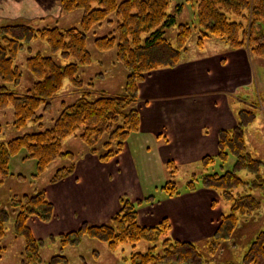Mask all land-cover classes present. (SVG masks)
<instances>
[{"label":"trees","instance_id":"obj_1","mask_svg":"<svg viewBox=\"0 0 264 264\" xmlns=\"http://www.w3.org/2000/svg\"><path fill=\"white\" fill-rule=\"evenodd\" d=\"M58 3L60 13L81 11L79 26H40L34 21L0 25V112L11 108L12 125L16 129L28 123L40 128L0 142V187L7 178L24 180V176L10 172L11 159L22 151L25 152L22 161H35L34 177L59 159L68 164L56 169L49 184L71 176L75 170V156L71 151H62V142L70 137L79 140L100 162L106 163L119 156L128 137L139 130L136 107L139 84L153 71L177 66L193 34L198 48H202L207 39H216L226 43L229 49L247 48L251 54L264 58V0H194L191 2L195 6L192 23L176 21L175 15L168 11L172 0H58ZM181 6L176 4L173 9L177 11ZM103 23L114 25V28L107 35L95 38L94 47L102 53L115 51V60L126 72L122 94L113 96L102 92L94 99L82 95L71 104L61 102V110L52 119L51 126L41 129L45 116L52 113L51 100L61 90L63 81L69 79L78 86L79 68L93 63L86 47L87 36L93 27ZM171 29L175 30L173 41L167 36ZM31 40L44 42L50 55L35 53L25 59L34 82L27 90L19 91L22 72L16 60L24 44ZM56 54L69 62L58 64L54 60ZM241 128L240 124L220 133L217 158L225 160L228 153L233 154L238 169L247 171L246 178L236 171L204 176L205 186L228 201L230 210L227 215H220L215 234L203 240L201 246L198 242L174 239L166 218L152 226L141 225L138 206L124 199L120 200L119 212L107 223H84L76 230L58 235L60 250L77 246L85 236L106 243L112 252L125 245L134 249L137 243L145 241L149 244L147 251L131 252L128 258L121 260L130 264H204L200 249L216 254L222 244L231 239L239 221L261 209L259 198L253 194L264 189L261 164L246 152ZM202 161L206 170L213 158L206 156ZM165 165L174 172L176 165L172 162ZM194 183L193 176L187 183L189 192L195 191ZM161 189L168 198L180 194L173 182ZM10 213L14 237H21L24 242L22 264H67L62 254L42 261L40 243L27 226L30 218L43 223L53 219V204L43 190L12 197L7 211H0V255L5 251L1 242ZM241 264H264V230L247 245Z\"/></svg>","mask_w":264,"mask_h":264},{"label":"rangeland","instance_id":"obj_2","mask_svg":"<svg viewBox=\"0 0 264 264\" xmlns=\"http://www.w3.org/2000/svg\"><path fill=\"white\" fill-rule=\"evenodd\" d=\"M192 1L194 0H172L168 11L175 15L178 23H192L195 21V6H192ZM54 3L52 2V4ZM9 4L12 5V2ZM47 4H50V2H41L37 4L36 8L44 10ZM176 4H181V9L175 11L173 8ZM47 12L51 16L44 19L30 16L26 11L22 15L1 16L0 25L34 21L35 24L37 23L40 26L57 24L59 27L67 28L79 26L82 14L81 11L69 14L59 13L58 3L54 4L53 9H49ZM113 28L114 25L103 23L100 26L93 27L88 33L86 47L91 53L93 63L79 68L77 77L80 79V84L78 86L69 79L63 81L61 90L51 100L52 113L45 116L41 129L51 126L52 119L56 118L61 110V102L71 104L82 95L94 99L95 96L102 92L113 96L122 94L126 72L122 65L115 60V51L102 53L94 47V39L107 35ZM174 35V29L169 30L167 33L171 41L174 40ZM195 42L196 35L193 34L187 41V51L177 66L188 62L189 59H197L203 56L212 57L213 55H219L221 62L222 58L227 57H240L242 60L245 58L247 73L253 76V82H249L247 88L241 86L230 90L229 104L233 115V126L227 130L235 129L241 124L245 150L252 159L261 164L260 176L264 179V58L251 54L247 48L229 49L226 43L216 39H207L203 43L202 48H198ZM35 53L47 56L50 55V50L44 42L31 40L24 44L23 50L17 56L16 65L22 72L21 82L18 87L19 91L27 90L34 82V78L26 68L25 59ZM54 60L60 65L69 62L62 59L59 54L54 56ZM177 66L164 69H175ZM233 66L232 64L231 67ZM153 72L148 74L146 78L150 77ZM143 82L139 84V87L144 85ZM139 103L138 98L136 107ZM12 121L11 108L0 112V142L40 130L38 125L33 123H28L24 128L16 129L13 127ZM157 148L158 146L153 138L135 137V133L128 137L127 146L124 148V156L126 159L132 158V163L130 162L132 169L129 173L131 176L136 175V179L141 185V190H143L142 193L145 194L143 198L136 196L135 200L130 197L136 195L139 189L135 191L131 186L129 191L127 190L129 192L127 195L121 194V192H117L121 186L113 183L115 181L113 177L117 178L119 171L113 176H109V173H112V170L119 166L118 156L109 162H100L96 156L87 151L79 140L72 137L67 138L62 142V151H71L74 154L75 166L78 170L76 169V172L71 176L58 183L49 184V180L56 169L67 165L68 162L60 159L56 160L42 174L34 177L36 173L35 161H22V157L25 154L22 151L11 159L10 172L14 175H22L25 178L24 180L7 178L4 181V184L0 187V211H7L12 197L34 194L43 190L47 199L56 205L55 211L53 204V219L47 223H43L36 218H30L27 221V226L32 236L40 243L39 253L42 261H49L54 255L62 254L67 259V264H130L129 261L123 262L121 259L128 258L131 252L144 253L149 248L147 242L141 241L137 243L134 249L130 245H125L112 252L107 248L106 243L85 236L77 246H66L60 250L57 236L76 230L81 224L85 223V220H88L87 224L93 225L107 223L112 216L119 212L121 209L120 200L124 199L135 203L139 209L144 204L146 208L151 206L145 216L151 217L152 221L159 220L160 215L156 213L158 210L156 205H160L161 202L165 201L166 209L169 203L166 201L172 199L166 197V192L161 189L168 182H173L176 191L180 193L173 198H179V202L184 201L187 205H194L200 217L198 222L203 219L202 222H205L204 225L206 226L210 223V219L207 213L208 209L205 206L203 207L204 202H207V205L211 204V208L216 210L219 215H227L229 213L230 203L216 191L205 186L204 176L223 175L226 172L236 171L237 175L246 178L247 174L246 170L238 169L236 158L231 153H228L225 160L217 158V155L212 156L213 161L206 170L202 160L183 165L172 162L176 166L174 172L171 173V168H167L165 164L163 165L157 160ZM100 171H102V174ZM193 176L195 178V191L189 192L187 183ZM253 194L259 198L261 209L252 215H248V217L242 218L231 235V239L224 242L221 248L215 252L216 254L212 255L207 250L200 249L202 258L205 261L204 264H241V257L247 245L260 230H264V189L254 191ZM211 197L212 201H210ZM161 220L157 221V223ZM151 224L144 226H152ZM173 227L175 229L173 237L176 239L178 236L177 226L173 225ZM212 237L194 242L202 245L203 240H209ZM50 238L54 240L51 241ZM1 243L5 247V251L0 255V264H22L21 252L24 242L21 237H14L12 213L9 214L5 221V237Z\"/></svg>","mask_w":264,"mask_h":264},{"label":"crops","instance_id":"obj_3","mask_svg":"<svg viewBox=\"0 0 264 264\" xmlns=\"http://www.w3.org/2000/svg\"><path fill=\"white\" fill-rule=\"evenodd\" d=\"M41 2L50 4L56 2L54 3L56 5L58 0H0V17L22 15L25 11L39 19L51 16L47 11L52 10L54 4H47L44 10L36 8ZM220 59L219 55L203 56L189 59L175 69L157 70L144 80L142 87H139L140 103L137 104L139 130L135 137L155 139L158 146L157 160L161 164L195 163L206 156L214 157L218 154L220 133L233 126L229 104L230 90L241 86L247 88L249 82H253V76L247 73L245 58L242 60L240 57H227L222 58V62ZM124 152L125 149L118 156L119 166L113 169L109 176L119 171V176L113 177L115 180L113 183L121 186L117 192L127 195L132 186L135 191L139 189V192L130 198L132 200H135L136 196L143 198L145 194L142 193L136 175L131 176L129 173L132 169V158L126 159ZM76 169L78 170L75 166L74 172ZM100 173L102 174V171ZM178 199L166 201L169 202L166 209L165 201L156 205L159 220L166 218L172 226L171 236L173 237L175 230L173 225L177 226V240L194 242L213 236L220 215L211 208V204L207 205V202L203 204V207L208 209L210 219V223L205 226L203 219L198 222L200 217L195 206L189 203L187 205L184 201L179 202ZM212 200L211 197L210 201ZM144 205L138 211L139 222L143 226L156 224L159 220L152 221L151 217L145 216L151 206L146 208ZM54 207L56 211L55 204ZM87 221L84 222L88 223Z\"/></svg>","mask_w":264,"mask_h":264}]
</instances>
